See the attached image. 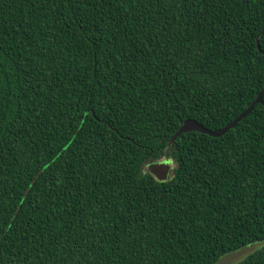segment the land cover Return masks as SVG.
I'll list each match as a JSON object with an SVG mask.
<instances>
[{
  "label": "trees",
  "instance_id": "16d2710c",
  "mask_svg": "<svg viewBox=\"0 0 264 264\" xmlns=\"http://www.w3.org/2000/svg\"><path fill=\"white\" fill-rule=\"evenodd\" d=\"M263 88L264 0H0V264H213L264 241V94L168 144Z\"/></svg>",
  "mask_w": 264,
  "mask_h": 264
},
{
  "label": "water",
  "instance_id": "95a60500",
  "mask_svg": "<svg viewBox=\"0 0 264 264\" xmlns=\"http://www.w3.org/2000/svg\"><path fill=\"white\" fill-rule=\"evenodd\" d=\"M256 42L258 46V38L256 39ZM263 94H264V88L258 93L255 100L244 111H242L238 116H236L231 122H229L224 127L218 130H210L208 128H205L194 119H185L182 122V124L179 126L177 131L170 137L168 144H171L174 138H176L181 133L189 132V131H197L200 133L208 134L210 136L222 135L228 129L234 127L238 121L244 118L252 110V108L256 103L262 104ZM172 167H173V163L171 160H161V161L151 162L150 164H148L147 170L158 181H164L167 179V174L169 170L172 169ZM262 246H264V241H255V242L247 243L245 245H242L236 250H232L225 253L220 258H218L217 261L214 262L213 264H236L242 261L243 259H245L250 254H252L255 250L261 248Z\"/></svg>",
  "mask_w": 264,
  "mask_h": 264
},
{
  "label": "rangeland",
  "instance_id": "374dc122",
  "mask_svg": "<svg viewBox=\"0 0 264 264\" xmlns=\"http://www.w3.org/2000/svg\"><path fill=\"white\" fill-rule=\"evenodd\" d=\"M171 176V172L169 171L167 174V179Z\"/></svg>",
  "mask_w": 264,
  "mask_h": 264
}]
</instances>
